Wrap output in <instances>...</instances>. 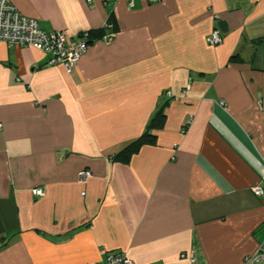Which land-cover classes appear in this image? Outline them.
Masks as SVG:
<instances>
[{"label":"crops","instance_id":"obj_1","mask_svg":"<svg viewBox=\"0 0 264 264\" xmlns=\"http://www.w3.org/2000/svg\"><path fill=\"white\" fill-rule=\"evenodd\" d=\"M11 2L73 40L108 21L117 31L71 71L0 43V264H102L116 250L134 264H244L256 253L264 0ZM162 107L156 141L114 160Z\"/></svg>","mask_w":264,"mask_h":264},{"label":"built area","instance_id":"obj_2","mask_svg":"<svg viewBox=\"0 0 264 264\" xmlns=\"http://www.w3.org/2000/svg\"><path fill=\"white\" fill-rule=\"evenodd\" d=\"M104 27L108 32L103 39L111 40L115 36L113 22L108 21ZM90 40L88 31L83 32L79 39L73 40L64 31L46 30L37 19L23 14L11 0H0V43L40 49L49 54V64H62L71 71L88 51ZM222 40L218 28H214L207 36V42L211 45H218ZM91 175L90 170L80 172L82 181H86ZM252 190L258 196L264 194L262 185L253 186ZM34 193L44 195L41 189H35ZM103 256L102 264H134L128 253L123 250L103 251ZM244 264H264V239L259 244L257 252L245 258Z\"/></svg>","mask_w":264,"mask_h":264},{"label":"trees","instance_id":"obj_3","mask_svg":"<svg viewBox=\"0 0 264 264\" xmlns=\"http://www.w3.org/2000/svg\"><path fill=\"white\" fill-rule=\"evenodd\" d=\"M114 30L117 31L116 22L113 21ZM89 36L91 37L90 42L93 39H103L104 35L107 33V29L102 27L97 30H89ZM166 123V112L165 108H160L156 114L152 117L149 122L146 131L139 136L134 141L127 144L120 151L113 155V159L116 161L129 162L133 155L137 153L140 148L146 143H154L156 141V134L154 131L161 129L165 126Z\"/></svg>","mask_w":264,"mask_h":264}]
</instances>
